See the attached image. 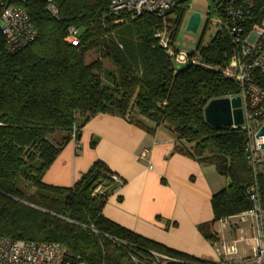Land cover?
<instances>
[{"label":"trees","instance_id":"trees-1","mask_svg":"<svg viewBox=\"0 0 264 264\" xmlns=\"http://www.w3.org/2000/svg\"><path fill=\"white\" fill-rule=\"evenodd\" d=\"M109 3L56 0L58 13L53 17L40 0H28L35 40L21 52L7 55L0 34V236L56 243L85 264H136L132 257L138 264H150L152 252L183 262L210 263L104 218L102 208L118 182L101 161L94 162L71 188L42 182L62 147L78 139L90 118L106 114L147 133L164 128L178 143L179 153L214 167L226 185L211 198L213 222L252 206L246 195L250 171L243 131L216 129L204 118L209 101L235 97L241 91L224 74L229 38L217 30L199 49L197 61L188 56L195 62L178 64L154 35L163 19L177 26L179 15L174 20L167 17L182 2L163 18L144 14L135 19L110 12ZM69 27L80 31L76 47L64 41ZM93 51L98 57L86 62ZM21 181L24 189L18 187ZM259 196L264 209L263 182Z\"/></svg>","mask_w":264,"mask_h":264},{"label":"crops","instance_id":"crops-1","mask_svg":"<svg viewBox=\"0 0 264 264\" xmlns=\"http://www.w3.org/2000/svg\"><path fill=\"white\" fill-rule=\"evenodd\" d=\"M177 145L164 128L147 133L122 118L99 114L80 129L76 141L62 147L42 182L71 188L94 162L101 161L119 180L102 208L104 218L198 260L221 258L242 264L250 253L225 256L222 246H234L244 240L237 235L246 233L253 244L251 220L240 214L213 222L211 198L226 180L213 166L179 153ZM143 150L149 151L146 157H141Z\"/></svg>","mask_w":264,"mask_h":264},{"label":"built area","instance_id":"built-area-1","mask_svg":"<svg viewBox=\"0 0 264 264\" xmlns=\"http://www.w3.org/2000/svg\"><path fill=\"white\" fill-rule=\"evenodd\" d=\"M46 11L57 16L56 0H40ZM185 0H110L109 11L124 13L135 19L144 14L164 17L170 9ZM212 13L216 17L215 26L230 41V56L224 74L236 82L243 113V124L231 128H241L245 135V157L250 171V183L246 195L251 208L242 213L252 223V255L249 264H264V209L261 207L259 183H264V152L261 149L262 137L257 133L264 126V0H211ZM28 0H0V34L3 37L7 55H15L32 43L36 36L31 18L27 12ZM172 26L163 19L162 28L155 33L159 46L178 64L193 59L173 50ZM79 29L69 27L64 41L71 46L80 44ZM75 127L72 136H75ZM143 150L141 157L148 155ZM112 179L119 182L113 175ZM233 245L222 246L225 256L236 254ZM150 264H233L228 259L216 262H183L163 254L151 253ZM137 263V260L132 257ZM0 264H85L73 252L56 243L24 240H10L0 236Z\"/></svg>","mask_w":264,"mask_h":264},{"label":"rangeland","instance_id":"rangeland-1","mask_svg":"<svg viewBox=\"0 0 264 264\" xmlns=\"http://www.w3.org/2000/svg\"><path fill=\"white\" fill-rule=\"evenodd\" d=\"M179 7H180L179 9H176L174 12L170 13L167 17L168 20H174L177 18V15L180 16L179 22L177 23L176 31L174 33L172 47L176 53H183L184 55L190 56L197 61L198 60L197 54L199 49L201 47L207 46L210 39L217 31V27L215 26L216 17L211 12L212 1L185 0L180 4ZM195 13L200 16V23L197 31L193 33L191 31H188L186 27L189 17ZM97 57L98 54L96 51L90 52L89 54H87L86 62H90L91 60H94ZM104 68L109 71L112 70L111 66L107 62H104ZM18 187L20 189H24V184H22V181L18 183ZM218 227L220 228V225ZM237 237L238 239L242 237L244 240H241L234 245L237 251L235 257L238 258L240 256H245L247 253H250L252 255L253 244L250 242L251 234L250 233L238 234ZM246 260L247 258L243 259L242 264L250 263Z\"/></svg>","mask_w":264,"mask_h":264},{"label":"water","instance_id":"water-1","mask_svg":"<svg viewBox=\"0 0 264 264\" xmlns=\"http://www.w3.org/2000/svg\"><path fill=\"white\" fill-rule=\"evenodd\" d=\"M200 23V16L192 14L189 17L186 29L195 33ZM180 66H177L179 68ZM204 118L207 124L213 128H229L233 125L243 124V113L238 96L231 98L215 99L207 103L204 108ZM257 137H262L261 149L264 152V126L260 128Z\"/></svg>","mask_w":264,"mask_h":264}]
</instances>
